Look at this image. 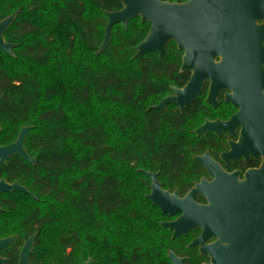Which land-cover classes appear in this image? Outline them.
Instances as JSON below:
<instances>
[{
	"label": "trees",
	"instance_id": "16d2710c",
	"mask_svg": "<svg viewBox=\"0 0 264 264\" xmlns=\"http://www.w3.org/2000/svg\"><path fill=\"white\" fill-rule=\"evenodd\" d=\"M121 8L118 0H0V21L19 11L5 36L17 44L16 59L0 52V145L29 126L25 148L36 158L35 167L13 158L0 167V177L18 181L39 200L16 197L7 209L34 204L21 219L38 225L39 246L46 229L71 214L66 235L58 239L61 252L53 257L59 264H80L87 257L94 264H169L163 258L169 238L159 235L158 214L144 197L137 171L172 176L188 166L192 150L181 131L186 116L150 110L169 86L188 76L179 74L180 53L173 44L162 61L156 54L132 59L149 30L139 19L126 30L114 26L108 48L96 55L107 24L104 12ZM117 168L133 173L137 192L121 190ZM114 216L140 223L139 239L149 248L128 249L119 238L113 245L107 236L99 241L93 233L103 232ZM132 231L130 226L127 234ZM83 242L88 250L80 251Z\"/></svg>",
	"mask_w": 264,
	"mask_h": 264
},
{
	"label": "flooded vegetation",
	"instance_id": "af4514ba",
	"mask_svg": "<svg viewBox=\"0 0 264 264\" xmlns=\"http://www.w3.org/2000/svg\"><path fill=\"white\" fill-rule=\"evenodd\" d=\"M256 25L263 26L264 21H258ZM8 30L4 33L3 39L6 44L13 45L12 53L14 54L17 44L6 40L5 36ZM260 35L264 37V34ZM170 44H173L177 52L180 53L179 74H185L188 78L179 86H169V93L161 98L160 102L173 95L172 88L184 89L192 75L189 71H181L184 53L177 49L175 43L171 42L168 46ZM1 53L4 57L16 59L15 54L12 57ZM153 54H156L159 60V55ZM150 55L140 59H134L133 56L132 59L134 61L141 60ZM166 56L167 54L163 59ZM218 61L216 60V62ZM210 85V80L203 81L201 93L194 101L185 104L182 110L172 104L167 105L164 110H154L152 109L154 106L150 108L153 111L172 110L179 115L186 116L181 131L189 138V146L192 151L187 162L188 166L180 167L177 173L174 170L172 176L163 175L161 170H138L141 183L144 184L147 191L144 197L158 214V224L163 231L159 232V235L162 238H169L170 246L163 253V258L169 264H172L168 258L169 252H172L179 259H184V264H264V251L260 246L264 235V175L262 174L264 158L261 154L255 156L249 153L240 144L242 124H229L231 119L241 110L226 100V95L233 93L230 90H222L216 97V103H208ZM0 97L2 99L3 95ZM256 105L258 106V104ZM260 106H263L261 109L264 110V100L260 101ZM207 123L215 125L204 133H195ZM17 137L13 142L0 145V147L14 143ZM15 157L20 158L18 155L12 156L3 165L0 164V167H6L7 163ZM31 158L36 160L35 157ZM144 172L156 174L157 182L162 191L170 194L177 192L178 199L182 200L193 192L191 227L190 229L181 228L182 232H186L185 234L180 233L173 238L174 230L163 226V224L176 222L183 216V211L170 216L163 213L158 206L148 200L147 196L151 194L152 180ZM0 181L9 185L18 184L31 193L18 181L7 182L5 177H0ZM31 194L33 197L20 192L0 194V202L4 201V204L0 203V241L8 238L14 239L4 246L0 245V264H59L55 262V258L46 255L41 250L38 225L25 222L21 219L23 217L13 216L14 211L7 209V202L16 203L19 200L16 197L20 196L39 202L34 194ZM31 238L33 240L30 254L23 262V250ZM70 252V248L64 250L66 256ZM89 260L91 264H94L90 257H87L80 264L87 263Z\"/></svg>",
	"mask_w": 264,
	"mask_h": 264
},
{
	"label": "water",
	"instance_id": "95a60500",
	"mask_svg": "<svg viewBox=\"0 0 264 264\" xmlns=\"http://www.w3.org/2000/svg\"><path fill=\"white\" fill-rule=\"evenodd\" d=\"M118 2L122 6L120 10L104 12L107 24L96 55H101L108 48L114 26L120 25L126 30L129 22L134 19H140L141 24H149L146 38L135 48L134 59L157 53L159 60H162L167 54L168 44L173 42L184 53L181 71L192 73L184 89L172 88L173 95L152 109L164 110L167 105L172 104L182 110L185 104L194 101L201 93L203 81L210 80L207 102L216 103L220 91L230 90L233 94L226 95V100L241 110L229 124H242L240 144L249 153L255 156L261 154L264 158V110L260 106V101L264 100V37L260 35L264 34V25H256L258 21H264V0H189L183 4L161 0ZM18 13L16 11L0 21V51L12 57L13 45L6 44L3 35ZM213 125L215 124L207 123L195 133H204ZM30 129L23 127L14 143L0 147L1 165L10 157L18 155L27 164L35 166L36 160L28 155L24 147ZM262 169L264 175V163ZM144 174L152 180L148 200L170 216L183 211V216L176 222L163 226L174 230L173 238L180 233L185 234L181 228L191 227L193 192L182 200L178 199L177 192L170 194L162 191L156 174ZM16 192L33 197L18 184L9 185L0 181V194ZM12 240L14 239L8 238L0 241V245L4 246ZM32 240L33 238L25 245L23 262L30 254ZM260 246L264 251V235ZM168 258L172 264L185 262L172 252L168 253ZM84 264H91V261Z\"/></svg>",
	"mask_w": 264,
	"mask_h": 264
},
{
	"label": "rangeland",
	"instance_id": "374dc122",
	"mask_svg": "<svg viewBox=\"0 0 264 264\" xmlns=\"http://www.w3.org/2000/svg\"><path fill=\"white\" fill-rule=\"evenodd\" d=\"M131 175H133V173H128L124 169L117 168V178L121 183L120 188L122 191L127 190V192H137V187L140 186V183L134 182L131 178ZM34 208L35 206L32 203H22L19 209L12 215L22 217ZM66 213H68V211H66ZM65 218H69V220H72L71 214H67ZM69 220L67 222L59 221L46 229V234L44 238H42L40 245L41 250L46 255L55 257L61 252V247L58 244V239L61 236L66 235V230L71 223V221L69 222ZM130 226L133 227V231L131 234H127V230L128 228H130ZM141 227L142 225L140 223H134L131 218L130 220H119L117 216H114L110 219V222L104 223L103 232H95L93 234L97 236L99 241H101L103 236H107L108 238H110L109 240L112 242V244L115 245V241H117V239L119 238L121 240L120 244H123L124 247L131 249L135 246H139L141 250L144 251L149 248V243H147L144 239H139L140 236H142V233L140 232ZM119 235L121 236V238L119 237ZM85 246H87V244L86 242H83L79 248L80 251L88 250Z\"/></svg>",
	"mask_w": 264,
	"mask_h": 264
}]
</instances>
